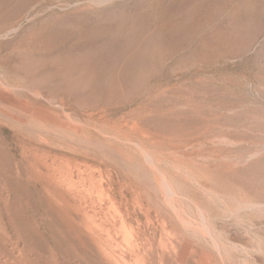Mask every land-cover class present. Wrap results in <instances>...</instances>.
Segmentation results:
<instances>
[{"label":"rangeland","instance_id":"obj_1","mask_svg":"<svg viewBox=\"0 0 264 264\" xmlns=\"http://www.w3.org/2000/svg\"><path fill=\"white\" fill-rule=\"evenodd\" d=\"M17 102L76 124L93 113L138 140L142 149L120 142L136 168L104 153L78 163L105 188L110 178L119 199L157 196L178 227L168 222L167 245L178 233L198 264H264V0H0V109ZM3 120L0 257L98 263L23 168L13 130L32 131ZM142 172L166 178L162 198Z\"/></svg>","mask_w":264,"mask_h":264},{"label":"bare ground","instance_id":"obj_2","mask_svg":"<svg viewBox=\"0 0 264 264\" xmlns=\"http://www.w3.org/2000/svg\"><path fill=\"white\" fill-rule=\"evenodd\" d=\"M80 116L82 118L79 123H71L68 121L70 117H64L66 120H62L53 111L39 108L35 105L28 107L18 102L13 106L12 110L0 109V120H7L17 126L25 128L28 132L32 131L31 134L24 136L20 134L19 129L15 128L13 130L15 132L14 135L17 136L15 143L22 155L23 168L29 170L30 181L36 184V186H39L43 191L41 192L42 195L44 194L47 205H49L48 209L50 207L52 212L61 218L64 225H66L65 227H67L65 230L69 229L74 236L76 235L79 243H81L80 245H84L90 248V250H93L99 264H198V253L192 245L191 247H187L186 253H183V251L180 252L183 240L178 237V233H172L173 238L168 245L164 243V236L170 233L168 228L170 222L168 221L169 218L165 219V216L162 215L166 213L164 211L162 213L159 206L160 202L157 200L159 198H156L157 196L154 197L151 195L145 198L136 189L133 192L136 197L133 196L134 198L130 202L124 201L125 198L122 194H120V199L115 196L111 187L112 180L110 178H106L108 181L106 186L108 188H105L103 179H97L93 174H86V171L82 170L78 161H99L103 153L106 156L118 158L117 160L120 159L127 166L133 168L137 164L136 158L130 152L131 149L128 151L122 149V147L120 148V142L121 145L127 146V148L130 147L129 144H133L141 149L142 146L128 131L123 130L121 126L115 123H101L98 119L94 118L93 113H83ZM1 126L3 127V124ZM73 165H75V171L73 170ZM196 165L191 163L185 170L189 174H192L194 170L199 171ZM173 166L177 171L184 170L180 163L176 164L175 162ZM151 167L154 168L153 165ZM75 172L76 176L74 175ZM194 175H190V177L193 183H197L196 178L200 176H196L195 178L193 177ZM18 176L20 178L21 175L19 174ZM103 176L102 178H104ZM158 176L156 174L150 175L147 172L143 173L145 180L154 183V188L152 189L150 186L149 190H153L156 194L158 192L161 195L160 198H162L164 189L162 190L163 185L161 179L164 183L166 178L164 176ZM184 176L186 177V173ZM203 176V178L208 180V175L203 174ZM25 177L27 178L26 175ZM132 183L130 181L129 186H126V188L129 189L131 188L130 186L137 188ZM199 187L206 193L211 194L208 186L206 187L205 185L204 187L200 184ZM42 195L39 196L41 197ZM35 196L37 195L35 194ZM44 199L43 202L45 201ZM166 205L164 207H167ZM169 210L170 206L167 211ZM47 211L49 212V210ZM55 219L57 220L56 217ZM173 224L178 228L175 223ZM187 230L189 231V228ZM120 236H122V242L125 243V248L123 249L122 247L119 250L117 246ZM79 243H77V247ZM81 252H83V249ZM89 254L91 253L89 252ZM202 254L204 255V253ZM9 258L11 259L12 257ZM9 262L4 256L0 257V264H12ZM92 262L94 263V261ZM79 264H82V262H79ZM87 264L89 263L87 262Z\"/></svg>","mask_w":264,"mask_h":264}]
</instances>
